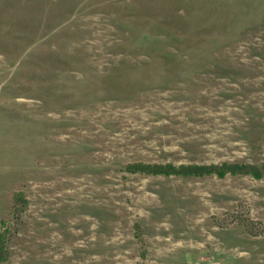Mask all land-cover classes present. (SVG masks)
Returning a JSON list of instances; mask_svg holds the SVG:
<instances>
[{
    "label": "rangeland",
    "instance_id": "374dc122",
    "mask_svg": "<svg viewBox=\"0 0 264 264\" xmlns=\"http://www.w3.org/2000/svg\"><path fill=\"white\" fill-rule=\"evenodd\" d=\"M0 235V264H264V0H0Z\"/></svg>",
    "mask_w": 264,
    "mask_h": 264
},
{
    "label": "trees",
    "instance_id": "16d2710c",
    "mask_svg": "<svg viewBox=\"0 0 264 264\" xmlns=\"http://www.w3.org/2000/svg\"><path fill=\"white\" fill-rule=\"evenodd\" d=\"M136 170L147 172L150 174H164V175H202V174H212L217 173L219 175H224L227 173L237 174V173H250L255 177H261V172L249 165H227L224 164L221 167H202V166H180L174 167L172 165H135ZM133 168V166H132ZM1 238V235H0ZM1 251V250H0Z\"/></svg>",
    "mask_w": 264,
    "mask_h": 264
}]
</instances>
